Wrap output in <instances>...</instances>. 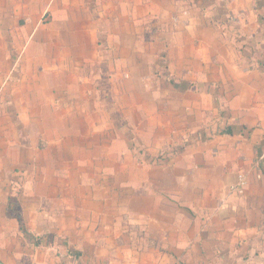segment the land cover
Wrapping results in <instances>:
<instances>
[{"label":"crops","instance_id":"0c3cea01","mask_svg":"<svg viewBox=\"0 0 264 264\" xmlns=\"http://www.w3.org/2000/svg\"><path fill=\"white\" fill-rule=\"evenodd\" d=\"M0 261L264 264V0H0Z\"/></svg>","mask_w":264,"mask_h":264},{"label":"built area","instance_id":"2783aa9c","mask_svg":"<svg viewBox=\"0 0 264 264\" xmlns=\"http://www.w3.org/2000/svg\"><path fill=\"white\" fill-rule=\"evenodd\" d=\"M245 184V178L243 175H239L238 176V181H237V184L236 186L234 187L235 189L237 187H242L243 185ZM0 264H5L4 262L0 261Z\"/></svg>","mask_w":264,"mask_h":264}]
</instances>
